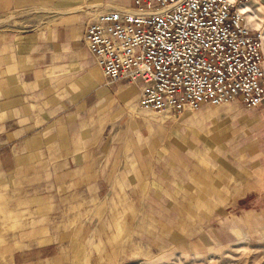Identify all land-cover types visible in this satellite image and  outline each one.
<instances>
[{"label": "rangeland", "instance_id": "obj_1", "mask_svg": "<svg viewBox=\"0 0 264 264\" xmlns=\"http://www.w3.org/2000/svg\"><path fill=\"white\" fill-rule=\"evenodd\" d=\"M248 5L264 36V4ZM137 98L86 107L68 152L4 150L0 264H264V108Z\"/></svg>", "mask_w": 264, "mask_h": 264}, {"label": "built area", "instance_id": "obj_2", "mask_svg": "<svg viewBox=\"0 0 264 264\" xmlns=\"http://www.w3.org/2000/svg\"><path fill=\"white\" fill-rule=\"evenodd\" d=\"M251 0H129L93 11L83 43L108 82L138 83L143 109L180 113L237 101L264 108L259 29Z\"/></svg>", "mask_w": 264, "mask_h": 264}, {"label": "crops", "instance_id": "obj_3", "mask_svg": "<svg viewBox=\"0 0 264 264\" xmlns=\"http://www.w3.org/2000/svg\"><path fill=\"white\" fill-rule=\"evenodd\" d=\"M104 2L129 4V0H0V19L22 11L18 16L26 17L18 24L13 23L17 15L0 22L12 21L0 25L1 158L9 147L24 154L68 152L80 145L69 131L78 129L86 107L93 112L91 107L103 96L111 101L118 90L127 99L138 97L137 83L108 82L84 46V26ZM25 21L31 26L28 30L21 29ZM56 166L67 168L61 161Z\"/></svg>", "mask_w": 264, "mask_h": 264}, {"label": "bare ground", "instance_id": "obj_4", "mask_svg": "<svg viewBox=\"0 0 264 264\" xmlns=\"http://www.w3.org/2000/svg\"><path fill=\"white\" fill-rule=\"evenodd\" d=\"M252 1H257V0H252ZM250 3V2H249ZM248 3V4H249ZM246 5V9H245V18H246V23L248 24V15H249V13H250V11H251V13L253 14L254 13V11L252 10V9H250V5ZM250 10V11H249ZM248 26H249V24H248ZM260 31V30H259ZM259 36H260V41H261V44H262V49H263V39H264V36H263V33H262V31H260V33H259ZM264 50V49H263Z\"/></svg>", "mask_w": 264, "mask_h": 264}, {"label": "water", "instance_id": "obj_5", "mask_svg": "<svg viewBox=\"0 0 264 264\" xmlns=\"http://www.w3.org/2000/svg\"><path fill=\"white\" fill-rule=\"evenodd\" d=\"M264 4V0H260Z\"/></svg>", "mask_w": 264, "mask_h": 264}]
</instances>
